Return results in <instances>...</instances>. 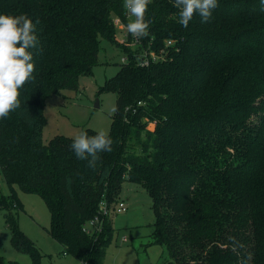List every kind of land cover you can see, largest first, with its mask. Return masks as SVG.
I'll list each match as a JSON object with an SVG mask.
<instances>
[{"label": "trees", "instance_id": "1", "mask_svg": "<svg viewBox=\"0 0 264 264\" xmlns=\"http://www.w3.org/2000/svg\"><path fill=\"white\" fill-rule=\"evenodd\" d=\"M217 3L209 22L197 14L184 28L170 0H152L144 41L173 44L142 66L141 47L117 39L115 20L129 22L123 0H0V14L40 20L34 79L19 90L21 108L0 120V172L11 188L43 197L51 235L82 264H104L112 217L99 232L84 224L102 201L115 208L126 176L151 196V236L166 248V264H264V12L261 0ZM102 39L128 60L99 87L117 96L114 143L91 168L71 150L73 137L43 141L44 104L93 74ZM0 206L14 247L40 264L12 213L23 205L0 195ZM0 264L20 263L0 255Z\"/></svg>", "mask_w": 264, "mask_h": 264}, {"label": "rangeland", "instance_id": "2", "mask_svg": "<svg viewBox=\"0 0 264 264\" xmlns=\"http://www.w3.org/2000/svg\"><path fill=\"white\" fill-rule=\"evenodd\" d=\"M125 30L117 26V39ZM123 50L106 39L100 41L98 62L92 75H82L78 90H63L50 95L44 104L46 124L43 141L47 143L57 134L74 137L85 128L109 132L116 109V93L99 91L106 79L116 74L122 62ZM99 102V106H96ZM149 127H153L150 123ZM0 195L15 196L22 209L12 208L19 227L41 252L40 264H82L50 233L51 212L43 197L26 192L18 184L11 188L0 172ZM128 209L111 214L114 235L107 248L104 264H166V248L152 239L156 214L149 192L127 176L122 183L119 201ZM8 208L0 206V255L20 264H32L29 254L17 250L11 242L12 232L6 223ZM127 239L124 240L123 238Z\"/></svg>", "mask_w": 264, "mask_h": 264}, {"label": "clouds", "instance_id": "3", "mask_svg": "<svg viewBox=\"0 0 264 264\" xmlns=\"http://www.w3.org/2000/svg\"><path fill=\"white\" fill-rule=\"evenodd\" d=\"M178 9V22L187 28L195 15L201 17V23L210 21L212 12L218 7L217 0H170ZM152 0H123V7L134 17L126 24L127 33L136 39L149 36L151 21L146 19L148 5ZM264 12V0H261ZM27 14H0V120L9 118L10 114L21 108L20 89L34 79V57L31 49L40 44L37 26ZM27 112V110H25ZM116 111V109H113ZM113 139L100 130L95 135L79 131L70 144L76 158L87 160L88 166L95 168L100 160L99 153L113 151Z\"/></svg>", "mask_w": 264, "mask_h": 264}, {"label": "built area", "instance_id": "4", "mask_svg": "<svg viewBox=\"0 0 264 264\" xmlns=\"http://www.w3.org/2000/svg\"><path fill=\"white\" fill-rule=\"evenodd\" d=\"M127 15H128L129 22L132 21V19H130L132 16L128 12H127ZM115 23L117 26L121 25L122 28L125 30V34L123 38L119 40V42L123 44H128L132 48L141 47L138 63L142 66H150L153 63L163 60V58L165 57V52H166L165 47L173 44V40H168L165 44V47L153 48L151 44L144 41V38L138 40L132 37L130 34H128L126 30L127 23H124L120 19H116ZM127 60H128V57L124 55L122 57V62H126ZM127 209H128V205L124 200L118 201L114 209L109 207L106 201H102L100 204L99 215L87 221L84 224V230H86L87 232H91V233L99 232L103 228L104 217L106 216L108 217L114 212H122ZM123 239L126 240L127 238L124 237Z\"/></svg>", "mask_w": 264, "mask_h": 264}, {"label": "water", "instance_id": "5", "mask_svg": "<svg viewBox=\"0 0 264 264\" xmlns=\"http://www.w3.org/2000/svg\"><path fill=\"white\" fill-rule=\"evenodd\" d=\"M96 106H99V102H97Z\"/></svg>", "mask_w": 264, "mask_h": 264}, {"label": "crops", "instance_id": "6", "mask_svg": "<svg viewBox=\"0 0 264 264\" xmlns=\"http://www.w3.org/2000/svg\"><path fill=\"white\" fill-rule=\"evenodd\" d=\"M130 19H132V20H133V19H134V17H131ZM119 40H120V39H119Z\"/></svg>", "mask_w": 264, "mask_h": 264}]
</instances>
